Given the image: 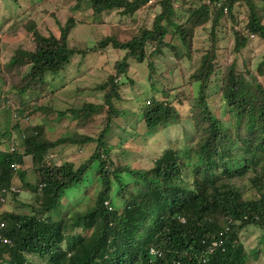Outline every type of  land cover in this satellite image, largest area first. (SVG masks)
I'll return each mask as SVG.
<instances>
[{"label":"trees","instance_id":"trees-1","mask_svg":"<svg viewBox=\"0 0 264 264\" xmlns=\"http://www.w3.org/2000/svg\"><path fill=\"white\" fill-rule=\"evenodd\" d=\"M70 1L76 2V8L88 3L94 15L118 11L133 17L144 8L160 10L151 28L140 29L132 39L108 37L83 51L69 45L70 34L79 24L73 17L60 28V37L39 33L33 22L28 28L33 34L31 45L16 50L0 67V88L6 90L0 91L6 94L2 101L14 110L12 118L2 114L7 132L0 131V203H5L0 211V224L5 225L0 264H248L240 233L250 226L264 227V84L259 80L264 58L257 72L244 60L240 70L238 58L252 36L264 40V0ZM151 1L156 2L151 5ZM199 28L206 30L209 44L196 49L199 60L186 77L189 82L183 78L180 85L174 80L166 84L164 80L155 96L135 116L127 117L126 106L118 104L123 80L136 86L129 76L130 61L147 62L153 82L158 76L154 60L163 59L174 71L185 56L192 59ZM175 40L185 47V54L178 53ZM109 47L118 50L121 59L100 84L78 89L92 90L102 95V101L87 100L82 108L71 105L56 111L61 100L49 89L46 77L65 70L76 54ZM182 72L184 76L187 70ZM8 76L10 85L5 83ZM213 79L216 84L211 87ZM186 86H191V96ZM212 98L218 99L217 109L228 114L229 122L219 121L209 102ZM30 99H49L42 111L63 119L96 115L102 109L104 128L97 137L74 133L58 139H51L44 123L30 124L20 132L18 120L36 112ZM177 103L185 104L187 113L182 114ZM179 125L173 130L179 143H188L184 149L170 144L162 153L154 152L148 168L128 165L120 155L119 164L113 161L107 136L114 127L125 134L131 126L134 133L147 137L160 128ZM16 132L12 149H3L2 140L6 135L10 140ZM233 140L239 142L244 158L229 150ZM90 144L93 153L79 166L54 161L67 147ZM189 154L198 157L196 165L186 161ZM16 164L21 165L17 171ZM249 172L253 173L250 182L259 188L257 200H244L231 182ZM89 180L97 183L91 204L84 212L63 216V198ZM23 193L34 195V202L21 201ZM115 199L121 200L122 211ZM15 201H21L19 209L10 207Z\"/></svg>","mask_w":264,"mask_h":264},{"label":"rangeland","instance_id":"rangeland-1","mask_svg":"<svg viewBox=\"0 0 264 264\" xmlns=\"http://www.w3.org/2000/svg\"><path fill=\"white\" fill-rule=\"evenodd\" d=\"M155 2L156 1L149 4L153 5ZM87 4L88 3L84 2L79 8H76V2H71L70 0H0V67L2 69L4 68V64L13 57L16 50L31 45L33 34L28 31V28L33 22L36 23V30L39 33L45 36L52 34L60 37V28L67 26L69 22L68 19L73 17L79 24L75 26L70 34L69 45L70 48H77L79 51H83L88 48H93L108 37H115L120 41H128L132 39L137 33H139V31H141L140 29L151 28L154 21V14L160 10L158 6H155L154 8H144L137 12L133 17L122 15V13H119L118 11L104 13L103 15H94L93 9ZM177 11L180 15L181 13L179 10ZM262 16L264 20V14H262ZM194 41L195 44L192 47L193 55H191L192 59L185 56V58L181 60V66L174 71H172L173 69L168 65L169 63L163 62V59L158 58L154 60V66L158 72V76L153 79V82L149 81L150 69L147 67V62L139 63L134 60L130 61L131 69L129 76L134 79L136 86L128 80H123V87L120 92L121 103L118 104L120 106H126V108H124L125 113L129 111L127 117H129V115L135 116L137 110L145 105L146 100L149 97L155 96L158 88H161L164 84V80H167L166 84H169L171 80H174L175 83L179 85L184 79L185 82H189V79L186 77L190 76L192 73L191 69L194 68L197 64V60H199V52H197L196 49H206L209 44L206 30L199 28L196 32ZM173 42L178 47V53H186L185 47H183L177 40ZM165 52H168L166 48ZM263 58L264 40L256 37L247 45L243 56L238 58V63L240 64V67H238L239 69L241 68L240 70L243 69L242 61L244 60L249 63L252 71L257 72L258 66L263 61ZM120 59L121 53L112 47H109L104 51L100 50L81 55L76 54L73 57V60H71L72 63L69 64L65 70L58 75H48L46 77V82L49 89L57 93L56 97L61 100V102L55 106L56 111L65 110L71 105L75 106L77 109L82 108L87 100L89 102H101L102 95L97 93L93 94L92 90L81 92L78 91V89L94 87L95 85L100 84L105 79L107 73L112 69L115 62ZM182 70H187V72L184 73V76ZM173 74L175 75L174 79ZM11 78L12 77L9 76L6 77L5 83L10 85L9 82L11 81ZM259 80L264 84V74ZM2 82H4L3 79ZM151 84L153 86H151ZM215 84L216 80L213 79L211 87ZM0 89V91H4V88ZM186 89L191 90V86H186ZM190 90L188 91L189 96H191L190 93L192 92ZM4 92H0V106H2L0 110L1 132H7V129L3 126L5 119V117L4 119L2 118L3 115L5 114L6 117H8V115L13 117L12 111H14L11 109L12 105L10 107L9 104H5V102L2 101L6 95ZM158 95L161 94H156V97H158ZM48 100L49 99L43 100L42 102L41 100L30 99L32 102V109L31 107L30 109L33 112H36L31 116L25 113L24 119L18 120L22 124V126L20 125V132L23 129L25 130L30 124H42V119L48 121L46 122V130L50 134L51 139L71 137L74 133L81 135L80 137H97L103 130L104 120L102 109L98 110L96 115H81L78 118L68 116L63 119V117L61 118L56 114L47 115V111H42V107L46 106L45 102L49 103ZM209 102L212 110L218 116L219 121L222 123L229 122L230 117L228 114H220L217 109L218 99L212 98ZM177 106L182 114L187 113L188 110L185 104L180 105L177 103ZM10 117L8 118V121H11L12 117ZM184 123L186 124V121H184ZM140 128L144 127L139 126V130ZM177 128L180 129V125L179 127L172 126L170 128H160L156 131V134L153 132V134L151 133V135L146 137L144 133L138 131L134 133L131 126L126 127L125 134L123 133L122 128L118 129L114 127L107 136L109 140L108 143H110L112 150L114 151L112 159L119 164L118 155H120V160L122 162L128 161V165L148 168L151 166L154 152H157V154L159 152L162 153L168 148V146H170V144L179 147V149L180 147L184 149L183 145H188L185 141L179 143L180 139H176L177 136L174 134L173 129ZM131 137L133 140L132 142ZM128 138L130 140H128ZM11 139L9 140V136L6 135L2 140L5 144L3 149H7V151L12 149L11 143L13 139V142L16 143L17 132L12 135ZM239 148L240 144L238 141L233 140L229 142V150L235 153V155L238 156V159L244 158V156L239 153ZM93 149L94 144H90L83 148H79L77 145H72V147H67L64 152H61V156L54 161L57 163L73 161L79 166L89 158L93 153ZM141 152L143 157L136 156L137 158L135 160V155ZM146 153L153 156L151 158L146 157ZM261 158L264 160V155ZM262 159L259 160L261 161ZM186 161L196 165L199 162V159L196 155L192 156V154H189L188 157L186 156ZM229 164L234 167L236 165V163L230 162ZM27 167L28 169L31 167L29 162L27 163ZM93 175L94 174H92V176ZM252 177L253 173L249 172L245 176L235 178L231 181L235 189L238 190L239 193H242L244 200H257L260 197V193L258 192L259 188L250 182ZM16 181L19 182L18 179H16ZM90 182L91 181L89 180V182H85L83 186L75 188L74 190L72 189L73 193L72 190H70V193L68 192L69 194L66 195L67 197L63 198V208L61 210L63 216L72 215L74 211L84 212V210H86L91 204L94 188L97 187V183ZM24 193L20 197V200L33 203L35 196ZM21 201H15L14 203L10 202V207L19 209L22 206L20 203ZM113 202L116 206L121 207V200L115 199ZM0 204V211H2L5 208V203ZM120 210H123L122 207ZM239 238L240 242L244 244L247 250V263L264 264V227L250 226L240 233Z\"/></svg>","mask_w":264,"mask_h":264},{"label":"built area","instance_id":"built-area-1","mask_svg":"<svg viewBox=\"0 0 264 264\" xmlns=\"http://www.w3.org/2000/svg\"><path fill=\"white\" fill-rule=\"evenodd\" d=\"M150 3H152V2H150ZM225 12H227V10L225 9ZM253 38H254V36H252ZM14 170L15 171H17L19 168H21V165H19V164H16V165H14ZM14 190V189H13ZM5 227V225L2 223V224H0V235H1V231H2V229ZM4 242H7L6 240L4 241ZM214 246H218V244L217 243H215L214 244Z\"/></svg>","mask_w":264,"mask_h":264},{"label":"clouds","instance_id":"clouds-1","mask_svg":"<svg viewBox=\"0 0 264 264\" xmlns=\"http://www.w3.org/2000/svg\"><path fill=\"white\" fill-rule=\"evenodd\" d=\"M152 2V1H151ZM254 38H256V37H254ZM153 253L154 254H158L159 256H161L159 253H157L156 251H153Z\"/></svg>","mask_w":264,"mask_h":264},{"label":"crops","instance_id":"crops-1","mask_svg":"<svg viewBox=\"0 0 264 264\" xmlns=\"http://www.w3.org/2000/svg\"><path fill=\"white\" fill-rule=\"evenodd\" d=\"M71 2H73V1H71ZM42 121H43L42 123H44V124H46V122H48V121H44L43 119H42ZM46 126H47V125H46Z\"/></svg>","mask_w":264,"mask_h":264}]
</instances>
